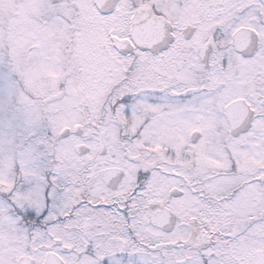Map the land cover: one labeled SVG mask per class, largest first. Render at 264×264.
I'll list each match as a JSON object with an SVG mask.
<instances>
[{"label": "snow or ice", "instance_id": "6c2138e0", "mask_svg": "<svg viewBox=\"0 0 264 264\" xmlns=\"http://www.w3.org/2000/svg\"><path fill=\"white\" fill-rule=\"evenodd\" d=\"M0 264H264V0H0Z\"/></svg>", "mask_w": 264, "mask_h": 264}]
</instances>
